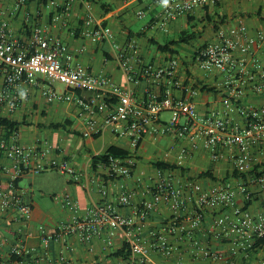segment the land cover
<instances>
[{
  "label": "crops",
  "instance_id": "crops-1",
  "mask_svg": "<svg viewBox=\"0 0 264 264\" xmlns=\"http://www.w3.org/2000/svg\"><path fill=\"white\" fill-rule=\"evenodd\" d=\"M52 1H56L57 5L52 4ZM67 1L0 0V25L3 22L8 23L13 37L20 41H27L34 27H42L48 35L58 37L68 47L72 55L70 66L82 64L97 75L110 77L116 85L131 90L138 102L146 100L148 92H164L169 83L165 78L156 80L153 75L143 74L138 79L128 80L126 72L118 62L119 50L116 45L125 47L130 39H136L138 43L139 63L134 61L133 68L139 73L144 67L151 66L155 69L166 65L173 57L179 58L177 81L182 87L197 91L192 97L202 117L215 111L224 113L226 109L223 99L232 95L237 87L244 89L242 102L245 105L259 107L263 104V98L252 91L250 83H240V76H232L233 79L230 80L226 73L202 70L195 61V55L199 49L216 41L220 31L228 32L241 24L247 25L249 34L255 36L257 31L264 28V20L260 19L264 17V0H223L215 6L197 8L190 15L170 23L166 29L157 26L162 7L156 0H88L92 12L112 28L111 42L93 41L85 32L87 7L82 0H74L70 9L65 11ZM102 3H106L105 8L110 9L109 12H105ZM250 6L253 8L249 9ZM139 11L144 12L143 18L138 17ZM258 12H261L260 17L256 15ZM222 17L226 18L223 23L220 22ZM215 23L218 29H215ZM185 30L195 33L197 37L188 44L174 47L178 51L175 55L161 53L153 44H161L162 38H166L167 43L171 41L169 36L178 37ZM255 55L261 59L264 68V47L256 49ZM247 68L256 72L261 70L255 68L251 61ZM228 79L231 81L230 86L226 84ZM4 86V80L0 76V91ZM204 86L213 88V91L202 90ZM48 89L66 93L73 96V99L50 102L44 95V91ZM25 90H28L27 100L13 112L0 104V116L19 124L17 132L22 144L33 147L37 152L42 150L45 143L50 146V150L42 157L44 164L47 165L53 160H68L85 176L77 183L68 175L48 168L39 174L29 172L18 181L17 187L33 205V213L28 222L22 223L15 220L14 214H5L0 209V264H15L17 255L13 250L20 246L27 251H23L21 264H125L127 258L113 256L127 244L126 235L121 229L115 231L110 246H106L104 241L108 237L107 230L103 237L90 242L82 241L77 235H56L60 226L71 221L75 214L83 217L94 204L104 199L116 203L122 183L131 194V203L128 206H119L118 210L134 221L143 243L149 247L155 242L156 236L164 235L174 247L170 256L151 250L150 262L147 264H264V247L254 248L257 241L248 237V230L247 234H239L232 232L230 228L215 227V218L222 212L221 209L206 210L195 231L199 248L194 247L182 234L170 231L173 219L170 203H159L149 212L148 218L141 215L144 202L152 199L154 186L160 181L155 164L163 162L176 166V169H164V175L171 171L176 180H193L204 187L215 184L230 185L235 190L237 207L245 206L254 220L264 216V187L248 181L252 192L249 201L238 188L240 177L234 176L232 168L233 157L237 154L236 146H225L223 156L214 161L203 137L192 140L190 136L178 137L172 134L148 136L134 154L137 163L132 175L112 180L104 164L93 168V158L104 154L110 147H117L132 155V148L127 138L118 137L109 130L84 136L89 121L94 120L101 124L104 117V113L87 111L76 100L80 98L87 102L93 98V93H73L65 86L58 88L51 81L42 78L34 85L22 86L19 92ZM173 94L178 97L189 95L188 91L178 88L173 90ZM108 102L115 100L108 99ZM165 113L160 116L162 122L170 119L165 117ZM227 117L231 121L230 125L244 124V118L238 111L229 113ZM56 124L65 125L60 129L51 128ZM185 148L188 153L183 164L178 165L180 153ZM252 152L264 166V145L252 148ZM204 172H210L213 178L201 177ZM38 175H41V185H44L48 193L44 195L54 201L51 208L46 209L34 202ZM102 189L108 191V197H103ZM66 194L71 195L78 203L76 213L65 204ZM197 208L194 196L182 212V219L186 221L194 216ZM40 227H44L47 236H52L48 244L40 233ZM205 251L222 252L224 259L214 260L213 257L206 256ZM62 259L65 260L62 262Z\"/></svg>",
  "mask_w": 264,
  "mask_h": 264
},
{
  "label": "built area",
  "instance_id": "built-area-1",
  "mask_svg": "<svg viewBox=\"0 0 264 264\" xmlns=\"http://www.w3.org/2000/svg\"><path fill=\"white\" fill-rule=\"evenodd\" d=\"M74 0H68L64 10L68 11ZM87 7L84 26L86 34L93 41L111 42L113 30L98 18L91 10L88 0H82ZM162 7L157 26L166 29L170 23L193 13L197 8L215 6L223 0H156ZM52 4L57 5L56 1ZM138 17L143 18L144 12L139 11ZM118 48V62L126 72L129 81L142 76L153 75L156 80L167 79L168 88L161 93L148 92L143 102H138L131 90L116 85L110 77L97 75L85 65L70 66L72 55L68 47L55 36L48 35L42 27L32 29L27 41H20L13 37L6 22L0 25V76L4 80V88L0 91V104L6 106L10 112L15 111L19 105L27 100L28 90L20 91L24 86H31L39 78L62 83L67 89L76 92H91L93 98L89 101L77 98V102L91 113H104L103 121L88 122L85 137L100 134L106 130L118 137L129 140L132 155L126 158H111L109 164L104 165L108 176L112 180L128 178L132 175L137 163L134 154L137 153L141 143L148 136L177 135L190 136L192 140L199 137L205 139V146L211 158L218 161L224 152L225 146H236L237 154L233 157L232 168L234 173L245 175L240 177L239 190L245 194L246 200L252 197L247 182L264 187V166L255 157L252 148L264 145V102L259 107L247 106L242 102L243 88H236L233 94L223 99L224 113L212 112L207 117L199 114L193 95L194 89H186L177 81V72L180 60L171 58L166 65L153 68L144 67L143 71H135L134 61L139 63V47L136 39H130L125 47ZM264 47V28L257 31L255 36L249 34L245 24L231 28L228 32L220 31L217 40L199 49L195 61L199 67L207 72H223L232 80V76H240V83H250L252 91L261 95L264 100V68L261 59L255 55V50ZM251 61L260 71L248 70ZM226 81L230 86L231 81ZM175 88L188 91L189 95L178 97L173 94ZM48 101H70L73 96L59 93L54 89L44 91ZM114 99L115 102H108ZM238 111L244 118L243 126L230 125L227 117L229 113ZM170 112V119L162 122L160 116ZM50 146L43 144L42 150L37 152L33 147L22 144L18 132L10 135L0 126V209L5 214H14L18 222H28L33 213V205L26 199L22 190L18 189V181L33 172L39 174L46 169H53L71 177L74 182H80L85 174L79 172L68 160H53L47 165L43 163ZM39 153V155H36ZM183 149L178 159V165L183 164L187 155ZM264 155V153H263ZM39 159V161H38ZM264 161V159H263ZM164 169H157L160 177L154 186L152 199L144 202L141 209L143 218H148L149 212L161 202L171 204L173 219L170 231L180 233L196 248L200 247L195 237V231L202 222L206 210L221 209L222 212L215 218V227L218 229L230 228L232 232L247 234L255 241L264 239V216L254 220L244 207L235 204V190L230 185L215 184L204 187L193 180H176L171 171L164 175ZM103 197H108L106 189L101 190ZM194 196L198 208L194 216L186 221L182 219V212L186 210ZM131 203V194L124 183L117 202L104 199L94 204L83 217L75 214L72 220L60 226L57 236L77 235L82 241L90 242L101 238L107 230L108 237L104 239L106 246L112 244L116 230L121 229L126 235L129 245V255L125 264H147L150 262V251H157L163 256H170L174 247L164 235L156 236V240L147 247L139 236V228L135 227L132 219L122 215L118 207L128 206ZM65 204L75 213L78 203L69 194L65 195ZM41 235L48 244L52 236H47L44 227H40ZM23 251L21 246L16 247L13 253L17 255L15 264H21ZM206 256L214 260H223L224 253L205 251ZM65 259H62V262ZM177 264H183L178 262ZM232 264H238L234 262Z\"/></svg>",
  "mask_w": 264,
  "mask_h": 264
},
{
  "label": "trees",
  "instance_id": "trees-1",
  "mask_svg": "<svg viewBox=\"0 0 264 264\" xmlns=\"http://www.w3.org/2000/svg\"><path fill=\"white\" fill-rule=\"evenodd\" d=\"M101 6H102V8L105 9L106 13L110 11V9L105 8L106 3H102ZM256 15L260 17L261 12H258ZM260 19L264 20V17H260ZM208 20L210 23H213L211 19H208ZM225 20H226V18L222 17L220 22L223 23ZM214 27H215V29H218V25L216 23L214 24ZM196 37L197 36L195 33L185 30V31L181 32L180 35L176 39H173V40H171L165 44L161 45V44H158L156 42H153V44L157 47L159 52L169 53L171 55H175L176 53H178V51L173 49L174 47H179L182 44H188L190 41H192ZM202 90L211 92V91H213V88H209L207 86H204V87H202ZM64 125L65 124H56V125H52L51 128L60 129V128H63ZM0 126H3L6 129L7 134L10 135L11 133L18 130L19 124L11 121L8 118L0 116ZM128 156H129V153L127 151H124V150L119 149L117 147H110L104 154L94 157L92 160V165H93V168L95 169L100 164H104V165L109 164V161L111 158H114V159L126 158ZM155 166L159 169H176V166L171 165V164H167V163H163V162H158L155 164ZM200 176L213 178V175L210 172L201 173ZM234 176L243 177V178L245 177V175L241 176V175H238L236 172L234 173ZM247 205H248V203H247ZM260 247H264V239L258 240L257 243L254 244V248H260ZM128 255H129V245L128 244L124 245V247L121 250H119L113 254L114 257L123 256L124 258H127Z\"/></svg>",
  "mask_w": 264,
  "mask_h": 264
},
{
  "label": "rangeland",
  "instance_id": "rangeland-1",
  "mask_svg": "<svg viewBox=\"0 0 264 264\" xmlns=\"http://www.w3.org/2000/svg\"><path fill=\"white\" fill-rule=\"evenodd\" d=\"M103 1H107V0H103ZM253 7L250 6L249 9H252ZM137 30V29H134ZM170 40L177 38L176 35H171L169 36ZM161 44H165L166 43V38H162L160 40ZM53 83L54 86L56 87H64V85L60 82L57 81H51ZM165 117L169 118L170 114L169 113H165ZM41 175L37 176V185L34 189V202L36 204H41L43 207H45L46 209L51 208L54 206V201L50 200L49 197L45 196L44 194H48L47 190L43 187L44 185H41Z\"/></svg>",
  "mask_w": 264,
  "mask_h": 264
}]
</instances>
